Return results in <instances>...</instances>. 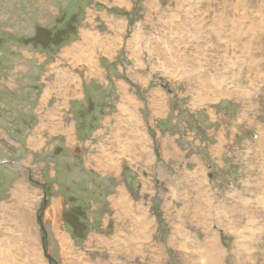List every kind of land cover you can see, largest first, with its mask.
<instances>
[{
    "label": "rangeland",
    "instance_id": "374dc122",
    "mask_svg": "<svg viewBox=\"0 0 264 264\" xmlns=\"http://www.w3.org/2000/svg\"><path fill=\"white\" fill-rule=\"evenodd\" d=\"M0 91V264H264V0H0Z\"/></svg>",
    "mask_w": 264,
    "mask_h": 264
},
{
    "label": "bare ground",
    "instance_id": "6f19581e",
    "mask_svg": "<svg viewBox=\"0 0 264 264\" xmlns=\"http://www.w3.org/2000/svg\"><path fill=\"white\" fill-rule=\"evenodd\" d=\"M47 110V109H46ZM113 131H115V130H113ZM113 131H112V133H111V135L113 134V136L116 134V133H113ZM99 134H97L96 135V137L98 136ZM112 136V137H113ZM123 140V139H122ZM123 142H125V140H123ZM93 151V150H92ZM103 152H101L98 156H95V155H93V152H91L90 154H89V156L86 158V161H87V164L89 163V166H93V165H97L98 166V168H99V170L100 171H102V170H105V169H100V167H101V164L102 163H104V164H106V165H108V167H109V163L107 162L109 159H108V157H109V155H110V153L109 154H107L106 156H103V155H101ZM112 156H113V159L116 161L115 162V164H112L113 166L112 167H109L108 169H106V170H109V169H114V165H117V164H119V162L120 161H125V159L126 158H128V157H131V156H135V153H129L128 155L127 154H123V153H117V154H111ZM105 157V159H103ZM120 192V191H119ZM32 199V198H31ZM30 199V200H31ZM34 200V199H33ZM25 202L26 200H24V198H23V196H18L17 195V202ZM27 201H28V199H27ZM32 202V201H31ZM31 202H27V203H25V204H27V208L29 209V210H31L30 209V207H29V205H31ZM130 203H128V206H129V209H128V207H127V205H125L124 206V202L122 201V200H120L119 199V194L113 199V202H112V205H113V208H114V210H115V215L119 218L120 216H122L123 218H124V220L121 222V223H117L116 224V226H115V228H114V232H113V236H114V242L113 243H117V242H119L122 238H123V236L125 235L124 234V232H125V229H126V224L128 223L127 222V220H129L130 219V217H131V204L129 205ZM19 205V204H18ZM20 207H19V218H20V220H22L23 221V223H29V218H28V213H27V211L24 209V207H22V204L21 205H19ZM53 208H55V204H54V206H53ZM127 208V209H126ZM124 209H126V210H124ZM54 212V217H55V215H56V212H55V210L53 211ZM119 220H121V219H119ZM22 221H20V225H21V222ZM203 223L205 222V221H211V216L208 218V219H204V220H201ZM0 228H1V230H3V227H4V225L2 224L3 223V219H0ZM30 224V223H29ZM16 226H18V224H16ZM21 228L23 229V233H26V235L25 236H28L27 235V228L28 227H23L22 225H21ZM208 230L209 231H211V226H209L208 227ZM31 232H32V230H31ZM20 237V235L19 234H17V237H16V245H17V249L18 250H20V251H25V253H26V249H25V244H24V246H23V243H21L22 241L21 240H18V238ZM28 238V237H27ZM26 238V239H27ZM97 238H98V236H97ZM103 239V241H105V242H107V243H110V244H113V243H111L110 242V240H108V238H106V237H102ZM136 238V237H135ZM0 239H2L1 240V242H3V238L2 237H0ZM9 239H12L11 238V236H9V237H7L6 236V238H5V240H8V241H10L11 242V240H9ZM21 239H23V236L21 237ZM99 239V238H98ZM29 240V239H28ZM31 241V240H30ZM32 241H33V243H34V245H35V243H36V240L35 239H33L32 238ZM63 241L65 242L66 240H65V238H63ZM219 241H218V239H217V235L215 234V233H212V235H211V240L209 241V243H208V246L206 247V259L208 260L209 259V255H210V253H212L211 252V247L212 246H214L215 248H217V252H216V254L218 255V258L220 259V262L218 263V264H226V263H224V252H223V250H222V247H221V245L218 243ZM125 243L127 244V245H131V244H133L132 242H130V239H129V237L125 240ZM0 244H3V243H0ZM182 244V247L184 246V243H181ZM194 244H196L197 246H198V248L201 246V244H200V242H198V241H196V242H194ZM19 245V246H18ZM30 245H32V244H30ZM29 246V245H28ZM38 246H39V244H37V245H35L34 246V249H30L31 250V252H30V254H31V256H32V258L34 259V261H35V263L36 264H44L43 262H41L42 260H41V258L43 259V256H42V254H41V252L39 251V249H38ZM30 248V247H29ZM195 249V251H196V247L194 248ZM11 251H13L14 252V250H11ZM165 252V251H164ZM11 252L10 251H8V250H4V248H1L0 247V254H2V255H0L3 259H7V258H10V256H9V254H10ZM194 256H196V254H195V252H194V255L193 254H190L188 257H191V258H194ZM26 259H27V255H25V259L24 260H22L21 258H19L18 259V262H20V264H25L26 263ZM203 261H201L200 262V264H204L205 262H207V260H204V259H202ZM0 262H1V260H0ZM40 262V263H39ZM249 264H255V263H249Z\"/></svg>",
    "mask_w": 264,
    "mask_h": 264
}]
</instances>
